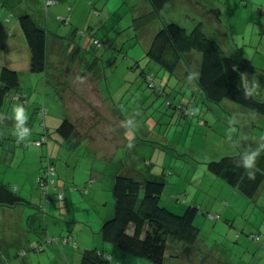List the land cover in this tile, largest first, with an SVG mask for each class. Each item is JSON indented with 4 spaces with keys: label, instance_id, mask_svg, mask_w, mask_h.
Returning a JSON list of instances; mask_svg holds the SVG:
<instances>
[{
    "label": "crops",
    "instance_id": "1",
    "mask_svg": "<svg viewBox=\"0 0 264 264\" xmlns=\"http://www.w3.org/2000/svg\"><path fill=\"white\" fill-rule=\"evenodd\" d=\"M91 1L95 4L94 0ZM122 1L126 2L131 10L133 23L136 18L152 11L148 0ZM37 2V4L34 0H2L0 2V70L3 65L18 70L20 89L24 90L21 84L22 72L27 73L32 70L31 53L21 30L19 16L22 13L34 11L38 7L37 18L41 24L47 25L51 30L48 44L49 69L43 73L44 76L42 75V79L36 85L34 94H31L29 89L24 90L27 99L26 102H21L29 111L28 125L32 131L31 136L25 141H18L12 134L14 120L10 115L11 108H6V103L0 108V132L3 128L1 125L7 124L6 132L10 136L6 137L4 133H0V144H8L9 154H12L11 162L13 156L20 154V166L29 175L28 181L16 186L17 192L27 202L0 207V264H81L83 250L96 246L112 253V264H148L133 254L103 242L99 233L102 223L114 214L112 190L115 175L119 172L136 176L139 180L163 179L165 188L161 203L174 212L182 213L188 203H183L180 198L171 194L184 195L186 201L197 202L202 209L197 217L200 222L201 217L210 221H219L223 216H227V221L230 218L236 221L250 207L252 201L256 198L259 201L264 195V179L255 194L248 196L238 186L230 185L212 173L208 169L207 162L250 149L257 146L258 142L264 141V130H256L257 125L264 126V113L256 112L228 99L223 100L221 105L207 101L196 80L201 63L200 53L193 51L186 57L192 70H189L186 63H182L176 74L179 84H184L186 87L183 95H187L186 91L189 94L188 98H181L179 102L195 110L196 115L183 116L176 110H172L174 117L178 116V118L174 123L171 121L167 131H164L162 127L157 129L156 126L152 131L162 140L155 146L159 145L170 154L169 162L164 161L159 164L144 160L141 164L142 155H137L139 163L133 166H127L125 163L127 169L122 171L126 157L124 150L129 144L132 129L128 124L127 115L121 109V103L130 96L131 79L124 80L123 77L121 79L117 77L110 80L104 78L103 72L89 71L91 67L86 60L88 51L85 49L87 43L81 48L79 41H67L66 37L70 35V31L63 32L61 26L59 28L62 22L57 19V16H64L68 12V5H70L72 7L71 21L74 26L84 30L87 27H91V30L99 28L109 21L111 0L99 2L103 7L101 9L103 15L100 16L94 15L90 0H58L49 4L48 8L43 7L44 0ZM9 12H12L13 16L7 20ZM161 27L160 21L153 20L138 28L135 36L140 47L139 53L143 51L146 56L156 32ZM215 37L221 41L228 52L232 49L231 44H228V34L226 38H221L219 34ZM20 49L26 51L27 57H23ZM243 50L249 57L245 47ZM71 53L87 54L83 56V59L81 54L80 58L72 62ZM259 56L260 52L257 49L256 54L253 53L250 59L256 63V58ZM25 58L28 61L27 66L24 65ZM149 61L150 70H155L154 74L158 76L161 73L160 67L157 63L154 62L156 65H152L153 61ZM255 73H257V67ZM176 78L169 81H175ZM259 78L264 84V73H260ZM114 80L116 84H119L118 86L113 83ZM48 85H50L49 88H47ZM50 90H57L61 99L59 119L49 118L46 121L45 115V122H43L45 127L42 123L36 127L34 120L38 116L35 114L38 107H32V104L37 106L36 100H40L36 92L40 91L44 96L42 106L46 105ZM12 94L11 92L9 100ZM71 96H74L73 103L70 101ZM144 109L145 113L137 114L141 118L149 114L150 108L145 106ZM167 112L168 110L166 114ZM129 115L134 116L132 113ZM160 116L164 117L161 114ZM62 118L74 124V134L69 137L56 131L61 124L58 125V122ZM49 125L53 131L50 130ZM139 125L138 130L145 128V123ZM173 125L177 127L174 129L175 134L180 136L177 141L168 136V131ZM220 125H225V128L220 130V140L216 141L219 143L211 144L210 136L218 131ZM198 126L201 131L195 130ZM204 127H208L205 133H203ZM45 130L49 134L48 140L42 146H35L34 140L38 139ZM54 132L58 135L55 136ZM51 133L54 137L52 140ZM197 136L206 141V145L199 148L202 151L200 152L201 163L205 165L201 167L203 171L200 179L209 181L206 186H203L205 183L202 182L199 187L206 191V196L209 198L208 200L206 198V201L193 198L192 189H170L171 185L179 186L182 182L193 178V174L181 167L177 160L184 153L182 149L189 152L194 150L193 141ZM9 138L11 141L5 142ZM190 139L191 143L188 145ZM173 150L180 151V154H175ZM46 154H49L55 162L58 178L56 188L49 192V200L39 187V179L43 171L42 159ZM154 165L161 167L156 169ZM167 167L173 168L172 171H168ZM60 187L64 191L63 199L57 195ZM165 194L166 197H164ZM217 214H220V218L216 217ZM66 217L67 219L64 220ZM240 224L243 230H247L252 225L250 221L246 222L243 219ZM41 233H44V236ZM68 234L76 238L77 247L45 239L46 236L56 237ZM200 234L195 244L169 239V246L173 251L168 256L173 258V264H248L242 259L244 254L240 258L231 257L221 252L216 241L200 238ZM237 239L243 244L247 240L243 233ZM37 246L41 249H36ZM23 251L26 252L23 253ZM245 251L241 252L245 253ZM261 257L264 258V254ZM165 263L169 264L167 253Z\"/></svg>",
    "mask_w": 264,
    "mask_h": 264
},
{
    "label": "trees",
    "instance_id": "2",
    "mask_svg": "<svg viewBox=\"0 0 264 264\" xmlns=\"http://www.w3.org/2000/svg\"><path fill=\"white\" fill-rule=\"evenodd\" d=\"M56 1L58 2V0ZM148 2L152 7V11L136 18L133 24L138 29L151 23L153 20L161 19L158 21L162 23V27L156 32L146 52V57L157 63L161 67L160 70L164 69L166 71V74H163V82L165 84L159 85L155 81L156 75L154 72H147L145 68L141 70L140 76L150 88L158 95L168 96L167 94L169 93L166 92V89L170 87L171 81L169 80L177 77V70L182 63H186L189 70H192L186 57L189 53L197 51L201 54V63L196 80L198 86L204 92L207 101L221 105L223 100L228 99L256 112L264 113V102L244 100L242 89L238 87L241 72L247 71L249 74H254L256 71V66L252 60L245 55L244 47H235L232 45V49L228 52L219 39L207 34L204 29V19L197 22L192 29H188L185 25L177 21L169 22L163 19L161 13L169 3V0H148ZM90 4L93 7L94 15H102V10L97 8L91 0ZM192 4V0H189V6ZM46 5V0H44L43 7L48 8ZM71 9L72 7L68 5V12L62 16L64 18L61 19L59 17L61 15H59L57 19L62 24L71 28L70 35L66 37L67 41H72L70 37H74L73 40L75 41V36L78 35L79 43L81 48H83L84 44L90 43L89 40L94 34L91 33V27L89 29L87 27L84 30L78 29L73 25L71 21ZM206 9L205 12L200 11L199 13L193 8H190V10L199 15L209 12L215 15V12L211 11V9L209 10L207 6ZM12 16L13 13L9 12L7 20ZM18 19L31 53V70L33 72L46 73L49 69L48 44L51 30L47 25L40 23L36 16V10L33 13H22ZM224 33L225 37H227L226 31ZM84 35L89 39L87 42L84 41ZM93 43L99 49L102 47L110 48L108 41L103 39L99 40L97 37H94ZM78 48L80 49V46ZM120 50L122 51L121 48ZM81 54L71 53V61L77 59ZM86 54H82L81 59ZM87 57L86 60L91 67L89 71L104 72L105 76L108 71L107 67H114L113 60L109 59L107 62L103 60L104 55H97V53L88 51ZM135 67L141 68L140 62L136 61ZM11 92L13 93V100H17L15 99V95L18 92L23 93L24 97L22 101L26 102L27 94L20 89L19 71L8 65H3L0 70V108L7 102ZM167 104L183 116L196 115L195 110L182 102L173 104V102L168 100ZM42 109H44V112H42ZM47 110L45 104L37 108L38 113L43 116V127H45V123L43 122H45L44 116ZM57 131L69 137L74 134L75 127L70 120L65 119ZM48 135V132L45 130L40 134L38 139L34 140V144L42 146L48 140ZM43 138H46V140L43 141ZM40 140L41 144H37V141ZM45 156L49 157L55 165V162L49 154ZM235 158H237V153L208 161V169L228 184L238 186L244 194L253 196L264 179V155L261 156L258 162L260 171L257 172L254 180L247 178V174L243 168H237L235 166L233 162ZM43 167L42 159V170ZM55 170V177L58 179L56 165ZM164 188L165 181L163 179L139 180L136 176L134 177L122 172L117 173L114 178L112 190L115 208L114 214L102 223L99 232L101 238L104 240L103 242H108L116 248L133 254L138 258L146 259L152 264L164 263L169 247V239L195 244L200 234V227L195 220L199 211L202 209L198 205L191 203L184 212L175 213L161 203ZM43 194L45 193L43 192ZM48 195L46 196L49 200ZM25 202L27 200L16 190L5 183L1 184L0 207L14 206ZM216 217L220 218V214H217ZM43 234L41 233V235ZM48 237L46 236L45 239L55 241L59 244H70L77 247V240L72 234L56 236L62 239L60 241L55 240V237ZM250 237L254 241H259L260 233L252 231ZM64 238L72 240V242L64 241ZM36 249L40 250L41 247L37 246ZM81 264H112V253L101 247L99 248V246L86 248L82 253Z\"/></svg>",
    "mask_w": 264,
    "mask_h": 264
},
{
    "label": "rangeland",
    "instance_id": "3",
    "mask_svg": "<svg viewBox=\"0 0 264 264\" xmlns=\"http://www.w3.org/2000/svg\"><path fill=\"white\" fill-rule=\"evenodd\" d=\"M37 1L41 0H34V3L37 4ZM94 1L97 8L103 9L102 5L99 3L101 0ZM192 2L193 4L189 6V0H169V3L161 13L163 19L169 22L177 21L187 26L189 29H192L197 22L204 19V29L207 34L212 37H215L217 34H219L221 38H226L224 32L227 31L228 44H231V46L234 45L235 47H245L246 52L249 55L248 58H252L253 53L256 54V50H259L260 56L256 58V63L253 62V64L257 67L258 72H264V0H192ZM110 6L111 13L108 14L109 21L107 20L108 22H106V24L100 28H92L91 33L94 35L91 36L90 40L84 37V41H90V43L86 44V49L88 51L97 53V55H104L103 60L106 62L109 59L113 60L114 67H107L108 71L106 72L104 78H108L110 80L117 77L120 79L123 77L124 80L131 79V84H129L130 96L121 103L122 111L127 115L129 121L134 122V124L131 125L132 133L130 134L129 144L124 150V155H126V157L124 158V168L122 171L127 169V166H133L135 163H139L137 155H142V158H140L142 160L141 164L144 162V160L157 162L159 164L164 161L168 163V159L171 158V156L166 151V149H162L159 145L155 146L156 143L158 144L162 142V140L156 137L158 135L156 133H152V131L154 126H156L157 129H161L162 127L164 131H167L171 121L174 123L177 120L178 116L174 117L172 112L174 109L168 105L167 102L169 100L170 102H173V104L179 103L181 98L186 99L189 97L188 91H186L187 95L184 96L183 91L186 90V87L184 84H179L178 79L171 81L170 87L167 89L165 88L166 92L169 93L167 94L168 96L158 95L152 88L148 86L146 81L140 76L141 70L145 68L146 71H153L155 73L156 71L150 70V66H148L150 61L146 56H144V52L141 51V53H139L140 47L137 37L135 36L138 29H136L133 24L132 12L129 9L128 4L122 0H111ZM206 6L209 8V10L211 9V11L220 10L218 18L216 17V14L214 15L210 12L199 15L196 12L190 10V8H193L199 13L200 11L205 12L207 10ZM37 10L38 7L36 8V15ZM91 10H93V8H91ZM31 12L33 13V10ZM60 26L61 29H63V32H66V30H71V28H67V25L65 24H60L59 28ZM93 30L95 31L93 32ZM94 37H97L99 40L103 39L108 41L110 48H97V46L93 43ZM70 39L73 40L74 37H70ZM75 41H79L78 35L75 36ZM137 44L138 47L135 48ZM120 48H122L123 51H121ZM20 51L23 53V57H27L26 51L24 52L21 49ZM136 61L140 62L141 68L135 67ZM24 63V65L27 66L28 61L26 58ZM152 65L156 64L152 62ZM161 71L162 73L156 76V80L157 83L164 85L165 82H163V74H166V71L164 69H161ZM42 75L43 73L33 71H29L27 73L22 72L21 84L24 87L23 89L25 91L29 89L30 93L34 94L33 91L36 85L42 79ZM172 79L174 80V77ZM113 83H115L116 86L119 85L116 84L115 80ZM49 86L50 85H48L47 88H49ZM36 93L38 94V98H40V100H36L38 101L36 104L37 106H33L34 104H32V107H39L43 103L42 98H44V96H42L40 91H37ZM47 96L48 99L45 103L48 107V111L45 119L46 121L49 118L58 120L60 112L59 107L61 104L59 93L57 90H50ZM16 101L19 100H13L12 98L11 100L8 99L5 107L11 108V106ZM70 101L71 103L74 102V96L70 97ZM145 106L149 107L150 111L147 116L141 118L137 114L145 113ZM166 110H168L167 114ZM129 113L134 114V116L130 117ZM35 114H38V116L34 120V123L36 127H38L43 121V116L40 115L38 111ZM160 114L164 115V117L160 116ZM63 119L64 118L59 120L58 125L62 123ZM160 121L162 123H160ZM141 123H145V128L138 130L140 126L139 124ZM1 126L3 128L0 133H4L6 137H10L6 132V130H8L7 124H2ZM173 126L169 129L168 136L172 140L177 141L180 136L179 134H175L174 129L177 127ZM224 128L225 125H220L218 131L214 132L210 136L211 144L220 140V130ZM258 129L262 131L264 130V126L257 125L256 130ZM50 130L53 131L51 128ZM195 130L201 131L199 126L197 129L195 127ZM206 130H208V127L203 128V133H205ZM4 135L1 136L5 137ZM57 135L58 134H55V136ZM195 138L196 139L193 141L194 150L189 152L188 150L182 149V152L184 153L177 160L181 167L186 168L187 172H191L193 174V178H191L193 180L188 179L187 181L182 182V185L179 186L171 185L170 189H192L193 198L198 200L201 199L200 201H203L206 198V200L209 198L206 196V191H203V189H200L199 187H201L202 182L205 183L203 186H206L209 181L200 179L201 172L203 171L201 167L205 165L201 163L202 158L200 152L202 151H200L199 148L205 146L206 141L198 136ZM52 139H54V137L51 133V140ZM9 141H11L10 138L5 140V142ZM190 143L191 139L188 142V145ZM7 145L8 144H0V184L5 183L16 190L17 185L28 181L29 175L26 174V172L23 171V167L20 166L21 156L19 153L17 156L12 157L11 162L12 154H9L10 148ZM172 152L177 155L180 154V151L178 150H173ZM154 167L156 169H160L161 166L159 167V165H154ZM167 169L170 171L173 168L167 167ZM166 192L168 193V191ZM171 195H176L175 197L180 198L183 203H188L187 206L191 205V203L198 205L197 202H189V200L186 201V197L184 195L175 193ZM164 197H166V194ZM255 200L251 202L250 207H248L243 215H240L236 221L233 220V218H230V220L227 221V216H223L222 220L219 221H210L204 217H201L202 219L200 222V220L197 218L200 214L199 213L196 217V223L201 227L200 238L216 241L218 243L217 245L221 249V252L226 253L231 257L240 258V256L244 254L242 259L248 264H264V258L261 257L264 254V195L259 199V201L258 199L256 201ZM203 210L208 211L206 208H203ZM82 216H86V214H82ZM66 219L67 217L64 220ZM242 219L246 222L250 221L252 227L250 226L247 230H243V228L240 226ZM68 221L70 222L71 220ZM252 231H257L260 233L259 241H254L250 238V233ZM242 233L243 236L247 238V240L244 242L245 244L241 243L237 239V237ZM243 250H246L245 253L241 252ZM172 251L173 250L169 246L167 249V260H169V264H173V258L168 256V254L172 253ZM141 260H145V262L148 264H152L146 259Z\"/></svg>",
    "mask_w": 264,
    "mask_h": 264
},
{
    "label": "clouds",
    "instance_id": "4",
    "mask_svg": "<svg viewBox=\"0 0 264 264\" xmlns=\"http://www.w3.org/2000/svg\"><path fill=\"white\" fill-rule=\"evenodd\" d=\"M238 67V66H236ZM260 73L249 74L247 71L240 73L238 87L242 89L244 100H258L264 102V84L261 83ZM11 118L14 120L12 134L18 141H25L32 134L28 125L30 119L29 111L26 106L17 102L11 106ZM129 125H133V121H128ZM264 155V141L258 142L257 146L237 153L234 164L237 168H243L247 174V178L254 180L257 172L260 171L259 160Z\"/></svg>",
    "mask_w": 264,
    "mask_h": 264
},
{
    "label": "built area",
    "instance_id": "5",
    "mask_svg": "<svg viewBox=\"0 0 264 264\" xmlns=\"http://www.w3.org/2000/svg\"><path fill=\"white\" fill-rule=\"evenodd\" d=\"M56 0H46V6H48L49 4L55 2ZM61 19L64 18L62 16H59ZM96 43H98V41H96ZM24 95L21 92H18L17 95H15V99L22 101ZM42 112H44V109H42ZM46 140V138H43V141ZM37 144H41V140L37 141ZM43 174L39 179V185L41 187V189L43 190V192L48 195L49 191L51 188H56V183H57V179L55 177L56 174V170H55V165L51 162L50 158L47 156L43 157ZM57 195L60 199L64 198V191L63 188L60 187L57 190ZM55 240L60 241L62 239L55 237ZM64 241H70L72 242V240H69L67 238H64Z\"/></svg>",
    "mask_w": 264,
    "mask_h": 264
},
{
    "label": "water",
    "instance_id": "6",
    "mask_svg": "<svg viewBox=\"0 0 264 264\" xmlns=\"http://www.w3.org/2000/svg\"><path fill=\"white\" fill-rule=\"evenodd\" d=\"M213 12H215L216 17L218 18L219 14H220V10L219 11L218 10H213Z\"/></svg>",
    "mask_w": 264,
    "mask_h": 264
}]
</instances>
